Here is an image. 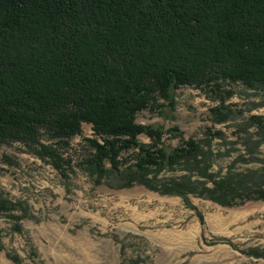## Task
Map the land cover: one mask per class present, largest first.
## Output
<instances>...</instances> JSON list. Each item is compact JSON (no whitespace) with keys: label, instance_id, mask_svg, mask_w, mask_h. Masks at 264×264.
Returning a JSON list of instances; mask_svg holds the SVG:
<instances>
[{"label":"trees","instance_id":"1","mask_svg":"<svg viewBox=\"0 0 264 264\" xmlns=\"http://www.w3.org/2000/svg\"><path fill=\"white\" fill-rule=\"evenodd\" d=\"M232 84L264 90V0H0V145L19 143L59 171L60 149L88 124L94 138H85L90 151L81 162L97 183L143 186L188 207V195L224 207L264 200V155L239 156L258 162L254 169L232 162L214 170L223 153L211 141L224 139L222 131L184 138L175 126L136 121L157 98L172 107L180 87L212 89L224 101ZM210 112L223 123L230 111ZM247 126L256 140L240 130L235 143L250 153L264 143V115H251ZM129 150L132 163L121 156ZM3 215L16 231L28 216L0 192Z\"/></svg>","mask_w":264,"mask_h":264},{"label":"rangeland","instance_id":"2","mask_svg":"<svg viewBox=\"0 0 264 264\" xmlns=\"http://www.w3.org/2000/svg\"><path fill=\"white\" fill-rule=\"evenodd\" d=\"M231 89L222 101L212 89L180 87L172 93V107L157 98L158 105L141 111L136 121L175 126L184 138L205 139L207 128L222 131L224 139L211 141L213 152L223 153L213 158L214 170L223 172L232 162L239 171L257 168L258 162L241 159L261 158L264 143L249 153L235 140L240 130L256 140L247 122L251 115H264V90L241 84ZM220 105L229 117L216 123L210 109ZM85 138H94L88 124L60 149L61 171L19 143L0 145V192L21 202L28 214L18 221L20 231L0 217V264H15L9 255L18 264H264V200L224 207L188 195V207L178 196L143 186L97 183L81 162L90 151ZM138 140L150 142L143 135ZM165 143L174 147L178 140L166 137ZM121 156L135 161L134 150Z\"/></svg>","mask_w":264,"mask_h":264}]
</instances>
